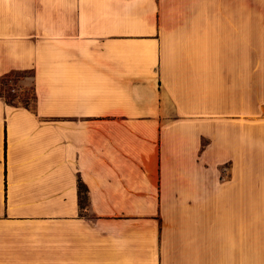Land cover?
Segmentation results:
<instances>
[{"label":"crops","instance_id":"0c3cea01","mask_svg":"<svg viewBox=\"0 0 264 264\" xmlns=\"http://www.w3.org/2000/svg\"><path fill=\"white\" fill-rule=\"evenodd\" d=\"M0 264H264V0H0Z\"/></svg>","mask_w":264,"mask_h":264},{"label":"rangeland","instance_id":"374dc122","mask_svg":"<svg viewBox=\"0 0 264 264\" xmlns=\"http://www.w3.org/2000/svg\"><path fill=\"white\" fill-rule=\"evenodd\" d=\"M25 72H11L2 79L1 92L10 101L17 98L24 103H32L33 85L30 81H22ZM248 207L254 208L255 201L249 200Z\"/></svg>","mask_w":264,"mask_h":264},{"label":"trees","instance_id":"16d2710c","mask_svg":"<svg viewBox=\"0 0 264 264\" xmlns=\"http://www.w3.org/2000/svg\"><path fill=\"white\" fill-rule=\"evenodd\" d=\"M83 188H84V185H83L82 182H80V189H81V191L83 190ZM83 203H85L84 195L81 196V204H83Z\"/></svg>","mask_w":264,"mask_h":264}]
</instances>
